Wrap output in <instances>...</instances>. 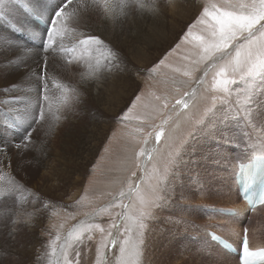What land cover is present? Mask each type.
Masks as SVG:
<instances>
[{
    "label": "rangeland",
    "instance_id": "1",
    "mask_svg": "<svg viewBox=\"0 0 264 264\" xmlns=\"http://www.w3.org/2000/svg\"><path fill=\"white\" fill-rule=\"evenodd\" d=\"M196 1L198 2V7L195 10L196 13L194 12L190 15L191 18L189 16L183 22L179 23L180 26L173 38L174 40L172 39L173 41H170V44H168L162 52L156 54L153 62H151L146 69L142 70V68H140V72L138 73L136 71V69H138L137 63L133 58L129 57L130 55L128 56L130 72L127 75L133 81L134 91L131 92L132 96L129 95V98L127 97L124 101L125 105L123 104V106L119 107L113 114L105 111L107 104L103 103L100 107L98 106V108L94 107V94H89L85 87L83 88L82 85H78L76 79H69L64 76L67 70L64 71L63 69L62 71L58 69L63 67V61L65 60V57H62V54H60L62 66L60 63H57L52 67V72H56L55 69H57L58 75H56V73L52 75L49 74V77L47 76L49 79L46 82L48 93H50L49 95L52 99H55L59 95L66 96L67 98L66 105L62 110L63 121L60 120L61 125L58 127L60 129L59 138L63 140L64 136H66V131L72 130V136L66 144L71 154L77 153V151H84L80 148L81 142L78 141V135L82 136L83 140L87 141L88 149L85 151L92 153H89V161L86 162L87 166L84 170L85 174L82 175L84 178L80 181V189L78 193L73 196L74 202H68L71 199H69L71 194L73 195V191L71 192V186L69 187L67 184H64L63 187L59 189L56 188L57 190L55 189L53 192V194H57L60 191L56 196L61 199L58 204H55V207L51 208L52 210L46 211L45 214L44 212L42 213V226L37 230V235L40 237L41 242L39 245L36 244L29 258H20V261L16 260V256L14 255L8 258L3 251L5 245L4 239L7 232L5 228L0 231V264H10L9 261H19L17 264H29L27 260L31 257L32 264H51V256L55 253L59 244L63 242L66 237V232H69L73 241L77 243V248L72 244L70 247L71 252L68 251L67 253V255H70L69 257L67 256V260L70 261L71 264H117V259L115 258L119 255V248L115 247L112 248V251H109L104 248L102 243L107 236L109 225L113 223L114 220H119L118 214L124 213L126 219L120 221V229L117 233L119 238L123 239L125 235H129L125 233V227L132 225L133 219L139 215L141 210L150 213V215L147 216L144 221L147 227L144 229L143 244H139L140 237L137 234V228L133 227V231L130 234V239L139 244V254L136 257L137 264H213V262L220 261H225L227 264H230V261L231 264H233L232 261L235 262L236 260L235 256H223L224 258L217 260L214 256H209L204 250L198 248L197 241L201 239L205 242H202L203 245L207 242L209 244L211 243L205 232L207 227L214 228L219 226L224 230V234L228 238L231 234L233 237H236L241 227L247 226L250 228L254 226L259 228L261 231L259 233V237H261L260 240L264 241V207L259 209L256 214L249 212L247 214L245 209H243L241 222H239V225L232 228L229 227V224L219 221L220 219H212L211 217L213 215H207L211 213L209 207L223 208L226 206L228 208L231 206L230 208L236 211L237 208L234 207L238 206L241 201L235 194L236 192L234 193L232 189V170L235 163L242 161L249 153L258 150V148L251 149L249 146L251 141H256V133H254L251 126L244 127L243 123L239 126V130L233 133V142L230 144L222 141L207 140L203 137L198 140L195 156L203 157L209 152L211 154L208 155L207 159H199L197 162L187 166V170L181 173V180L175 185L174 191L170 194L171 198L168 199L166 203L157 201L156 204L151 207L147 205L142 206L140 203V198L144 196L149 184L155 182V170L159 169L162 171L165 160L168 158V153L174 151L176 145L180 144L188 135L195 121L200 118L201 114L210 106L211 97L220 94L213 89V76L217 68H206L205 62L200 61L199 49L195 46V42H192L191 38L185 40V33L189 30L190 25L192 26L191 31L194 35L201 34V31L205 27L197 22L201 10L204 7H208L209 10H211V6L213 4H218L219 0ZM101 10L103 12V9ZM112 13L114 15H121L118 10H113ZM181 26H183V28ZM80 30L81 39H84L83 33L85 29L81 28ZM93 31H95V28H92V32ZM97 31L101 35V30L97 29ZM77 32L79 34L78 30H74L70 32V34L76 35ZM5 35L8 37L6 31ZM23 35L26 36L25 34ZM24 36H20L21 38L19 36L17 37L22 41L24 40L30 43L29 39L23 38ZM0 38H4L0 39V52L2 51L5 53L6 51L4 50L9 47L7 41L10 39H6L4 35ZM57 39L59 42L62 41L60 37ZM65 41L71 43L68 46L71 50L74 45L79 42L78 39L69 40V37L66 38ZM30 44L34 45V42ZM124 47L126 48V46ZM73 51L71 52L70 60H79L80 63L72 62V66L74 67L72 70L75 71V73L81 72L83 69L81 61L87 62L91 60L94 52L89 53L84 49L76 54L75 57L78 58L74 59L72 55L75 54V52ZM125 51L127 52L126 49ZM55 54H58V51H56ZM160 60H163L164 63L159 65L154 72L149 73L147 69L158 64ZM90 65H93V61ZM175 69H179V71H175ZM205 71H207L206 76ZM185 72H187L188 75H184ZM7 75L9 74H6V76L4 75V84H7L9 80L12 79L11 76L7 77ZM90 75L91 73L86 69L84 73L81 72L77 81L81 84L82 80L90 79ZM35 79V77H26L22 80V86L20 83H17L18 87L23 91V96L26 97L29 90L28 86L29 84H33ZM42 85L44 86V83ZM232 87L234 89H243L244 84L241 82L239 85H233ZM73 89L77 91L80 89L83 93L82 98L88 97L89 99V102H83L85 107H82V102L80 103L81 105L75 106V108L80 106L82 109H87L89 111L86 110L87 112H85L87 115H84L86 117L85 119L88 121L86 128L94 125L95 127L106 125L104 131L102 130L103 128H101V137L99 140H96L97 138H95V136L89 134V129L85 131L82 128H79L78 131L75 130L79 127L81 121L68 122L65 116V112L67 111L65 108L71 103V101L68 100L74 95ZM106 89L107 88L104 89V94H106ZM184 91L193 94L192 106L186 110L178 107L176 112H173L171 110L172 105L175 104L176 99L180 98ZM136 96H139L140 100L136 101L135 105H133V100ZM157 96L161 97L162 100L163 98H167L169 103L168 109L162 107V100H156ZM43 97L44 96L41 95L40 99L42 102L44 101L43 106H45L47 100H44ZM238 98L242 99V92H233V99L235 100ZM49 106L50 103L46 111L47 119L43 122V125L45 124L44 127L42 130L36 132L33 130L32 132V135L36 134L37 139L43 138L46 131L45 128L49 125L51 117L53 118V108L51 109ZM128 108L132 109L129 114L131 117H139L145 121L143 133L135 131L138 126V121L136 119H121L124 113L128 111ZM30 111H33V107L30 108ZM235 112L236 108L234 105L230 110V114L233 118H235ZM165 119L168 120L167 124L164 123ZM92 120H96V124L93 125ZM98 122L101 124H98ZM161 126L164 128V136L159 144H156L154 138H150L149 143L145 145L144 138L148 136V133L151 132L154 134ZM260 130L259 126H257L256 131L259 132ZM54 133L55 132H53L50 137H55V139H57V135L59 134L56 135ZM22 134L23 132L20 133V136ZM250 136L252 137L251 139L249 138ZM61 142L63 144V141H58L57 143L60 145ZM49 143H52L51 140ZM144 147L156 149L153 152V159L151 161H149L147 156L140 157L139 159L134 157V153L141 151ZM223 157L229 158L227 163L223 161ZM185 159H187V157H185ZM75 164L77 165L78 163H74L73 167L76 166ZM142 167L147 169L145 173H141L140 169ZM133 172H136L137 176L143 175V182L133 177ZM197 173L199 175V180H197ZM19 174L18 176L25 179L27 175H29L28 179L32 177V183L38 184L39 182V176L37 174L33 175L34 173H31L30 175L29 171L24 173L22 171ZM138 183V189L135 187L130 189V184L136 185ZM2 187L4 190L6 189V186L3 185ZM64 187L65 190L67 188L66 192H63ZM216 190L220 193L219 199L218 196L214 195ZM67 192H69V194H67ZM121 192L125 193L123 198H120ZM26 194L29 195L28 193ZM53 194L49 195V197L53 196ZM11 201L12 200H8L6 202H8L9 205ZM109 205L117 206L110 207ZM119 205H128L129 207L124 208ZM12 207L16 210L15 207L17 206L15 205L14 207L13 205ZM8 216L3 215L2 220H5ZM87 224H99L105 231L102 234L99 229L93 228L90 232H84L81 240L77 241L76 237L83 231L84 226ZM233 228L234 230L230 232ZM113 232L116 233L117 230L113 229ZM23 234L24 233L21 232L17 234V236L21 237ZM89 235L93 238L88 241ZM195 235L196 238H194V240L192 237ZM57 237H59V239H57ZM213 246L215 249L219 247ZM98 247L100 248V252L105 254L106 258H98ZM77 251H80L79 257L76 256ZM86 251H89V253H86ZM90 253L94 255H90ZM83 254L85 260L89 257L87 258L88 260H86L87 262H83ZM74 256L75 258H73ZM225 262H223V264H226ZM54 264H56V262H54Z\"/></svg>",
    "mask_w": 264,
    "mask_h": 264
},
{
    "label": "snow or ice",
    "instance_id": "2",
    "mask_svg": "<svg viewBox=\"0 0 264 264\" xmlns=\"http://www.w3.org/2000/svg\"><path fill=\"white\" fill-rule=\"evenodd\" d=\"M129 3V13L117 17L110 10L108 0H47L46 3L42 0H0V20L6 21L12 31L23 33L28 39L38 42L34 53L35 59L32 62L21 60L15 63L11 57H8L9 63L15 65L16 79H10L7 84L0 83V96L10 91H16L17 81H22L26 77H35L38 82L45 81L43 87H47L45 74L48 72V56L55 53L58 46L64 52L70 51L64 49L57 38L63 37L67 25L72 22L74 26L85 29L83 33L85 38L79 41V45L89 53L99 52L103 58L102 60L97 59V70L91 78L81 81L83 87L91 88L92 85H95L97 98L102 100L104 89L108 87L109 80L121 81L130 72L128 56L135 54L138 51V46L145 42L143 37L148 36V33L139 27L136 16L143 18L146 13H149L155 19L159 17L162 11L160 0H149L146 4L140 3L139 0H129ZM167 3L173 7L174 11L180 7V0H167ZM17 8L31 19L19 18L16 14ZM101 8L103 9L102 13L99 11ZM131 8L138 9L136 15L131 14ZM92 15L98 16L104 23L110 22L113 31L118 32V36L106 42L101 36L93 34L89 22ZM41 22L47 25L43 30H39V23ZM197 22L205 26L201 34L194 35L190 25L189 30L185 33V40L191 38V41L195 42V46L199 49L200 61L205 62L206 68H217L213 76V89L220 94L211 97L210 106L195 121L188 135L180 144L176 145L174 151L168 153L162 171L155 170V182L149 184L144 196L140 198L142 206L151 207L157 201L166 203L171 198L170 194L174 191L175 185L181 180V173L187 170V166L199 159H207L208 155L211 154L210 152L203 157L195 156L197 142L201 137L230 144L233 142V133L237 132L243 123L244 127L251 126L253 128L257 141L254 147H257L259 155L264 157V0H219L218 4L211 6V10L204 7L197 18ZM125 25H128L127 41L130 50L128 52L125 51V47L119 39V35H123L125 32ZM7 44L10 49L14 50L13 55L19 51L33 54L32 48L15 41H7ZM41 52H43V56H41ZM73 58L77 59L78 57ZM163 63L164 61L160 60L158 64L147 69V71L152 73ZM136 71L139 73L140 70L136 69ZM175 71H179V69H175ZM184 75H188V73L185 72ZM206 75L207 71H205ZM241 82L244 84L243 89L232 87ZM72 91L74 95L71 97L69 108L80 103L83 95L82 92L75 89ZM233 92H242V99L234 100ZM192 95V93L184 91L180 98L176 99L171 110L176 112L178 107L184 110L191 107ZM43 99L47 100V95ZM138 100L140 97L136 96L133 105ZM156 100L161 101L162 98L157 96ZM7 103L9 101H5V104ZM234 105L236 108L235 118L230 114ZM37 107L40 109L38 115L34 110L29 111L28 106L21 109L12 108L11 112L14 115L4 122L8 128L27 123V127L24 128V132L19 138L0 141V170H7L14 189L21 186L20 181L16 179L18 174L22 171H29L36 161V157L32 156L34 147L32 132L35 126L42 125L47 119L44 106L39 100ZM162 107L164 109L169 108L167 98H163ZM131 111L132 109L128 108L121 119H136L138 126L135 131L143 133L145 121L139 117H131L129 115ZM164 123L167 124L168 120L165 119ZM257 126L261 129L259 132L256 131ZM163 136L164 128L161 126L154 134L148 133V136L144 138V144L147 145L150 138H154L156 144H159ZM13 147L15 153L11 154ZM155 150V148L144 147L141 151L135 152L134 157L139 159L147 156L151 161ZM222 159L225 163L229 160L228 157ZM140 171L145 173L147 169L142 167ZM261 175L264 176V172ZM132 176L140 182L144 180L143 175L137 176L136 172H133ZM197 180H199L198 173ZM250 181L251 177H248L246 187ZM129 187L130 189L133 187L138 189L139 183L130 184ZM124 196L125 193L121 192L120 198ZM245 198L248 199L246 194ZM36 199L39 203L40 198L37 197ZM248 202L250 205L253 204L251 199ZM258 203L264 204V192L261 193ZM119 206L129 207L128 205ZM40 212V208H36L33 212H28L26 209L17 212L13 209L12 213L5 218L7 222L0 220V225L7 229L9 237H15L21 232L27 235L25 229L32 226L36 214ZM12 215H18L21 218L13 220ZM118 215L119 220H114L109 225L107 236L102 241L103 246L109 251L115 247L119 248V255L116 257L117 264H137L136 257L139 254V244H143L144 229L147 227L144 221L150 213L141 210L139 215L133 219L132 225L125 227L124 231L129 235H125L123 239H120L117 233L120 229V221L125 220L126 216L124 213ZM133 227L138 229L139 244L130 239ZM93 228L99 229L102 234L105 231L99 224H87L76 237L77 241L81 240L84 232H90ZM113 229L117 232L114 233ZM92 238L91 235L88 236V240ZM212 238L217 239L214 235ZM238 247L242 249L239 264H264V250L250 251L247 230L244 231L238 241ZM97 253L98 258H106L105 254L100 252L99 247ZM79 255L80 253L77 251L76 256L79 257ZM64 264H71L67 260L66 254Z\"/></svg>",
    "mask_w": 264,
    "mask_h": 264
},
{
    "label": "bare ground",
    "instance_id": "3",
    "mask_svg": "<svg viewBox=\"0 0 264 264\" xmlns=\"http://www.w3.org/2000/svg\"><path fill=\"white\" fill-rule=\"evenodd\" d=\"M42 2L46 3L47 0H42ZM139 2L146 4L149 2V0H139ZM160 2H161L160 7H161L162 11H161V14L159 15L158 18L154 19L151 16V14H149V13H146L143 18H141L140 16H136V21L139 24V27L144 29L148 33L147 37H143L145 42L138 46V51L135 54H130V56H129L135 60V62L138 65L137 68L139 70H140V68H142V70L146 69V67L151 62H153L156 54L162 52V50L164 48H166L168 46V44H170V41L174 40L173 38L175 37L176 33L178 32V28L180 26L179 23L183 22L187 17H189L191 14H193L198 7V2L196 0H180L179 9L174 11L173 7L167 3V0H162ZM108 4L110 7V10H112V11L118 10V12L121 14L120 16L116 15L117 17H122L124 14L129 13V10H130L129 0H108ZM101 9L99 11L102 13ZM137 11H138V9L131 8V14L132 15H136ZM16 14L19 18L31 19L30 17H26L25 14L23 13V11L20 10L19 8H17ZM190 18H191V16H190ZM89 22H90L92 28H95V31H93V34L99 35V36L102 35L101 38L104 39L106 42L108 40H113L118 36V32L113 31V28H112V25L110 22L104 23L96 15H92ZM130 23H131V20H130ZM127 27H128V25H125V32L123 35H119V39H120L121 43L124 46H126L125 49L128 52L130 50L128 48L129 42L127 41V36H128ZM181 27L183 28V26H181ZM81 28L76 27L72 24V22H69V24L67 25V30L62 37V41L59 42V44H61L64 49H68L70 51L64 52L58 46V48H57L58 54H55V53L49 54V56H48V72L45 74L46 78H47V76L49 77V74L52 75L53 73L54 74L56 73V75H58L57 69H55L56 72L55 71L52 72V67L55 66V64H57V63L58 64L60 63L62 66V58H61L60 54H62V57H65V60L63 61V67L58 68V69H61L62 71H63V69H64V71L67 70V73L69 75L66 73L64 76L66 78H69V79H76V82H78V85H80V86H81V84L77 80H78L81 72L84 73V71L87 69L91 73V75L89 76V77H91L92 74L97 70V64H96L97 59L98 58L101 60L103 59L99 52H94V55L92 56L91 60H89L87 62L84 61L85 63L83 62V60L81 61L82 62L81 64L83 65V69L81 72L75 73V71L72 70L74 68L72 66V64H73L72 62L80 63L79 60L71 59L73 61L68 62V60H70V58H71V52L73 50H74L73 52H75V54H73L72 56L75 57V55L78 54L79 52H81L82 50H84V48L82 46H80L79 42H78V43H76V45H74L73 49L71 50L70 48H68V46L71 43L66 42L65 39L69 37V40L70 39H72V40L78 39V41H80L81 37H82L81 32H80ZM97 29L101 30V35L98 33ZM39 30H43V29L39 26ZM74 30H78L79 34L77 32L76 35H71L70 32H73ZM133 30L135 31V28ZM5 31L8 33V37L5 35ZM3 35L5 36L6 39L9 38L10 39L9 41H15L21 45H25L26 47L33 49V54H29V53H26L24 51H19V52H16L15 55H13L14 50L10 49L9 47H7V49L4 50V51H6L5 53L2 51L0 52V83L4 84L3 78H4V75L6 76V74H9V75H7V77L11 76L12 79H16V74L14 71L15 65H14V63H11V64L9 63L8 57H11V60L15 63H18L21 60L26 61V62H32L35 59L34 53L36 50V44L38 42L32 41L29 39L30 43L34 42V45H32V44H30L24 40L22 41L17 36H19V37L23 36V33H17V32L12 31L11 28L9 27V24L6 21L0 20V37ZM43 55H44L43 52H41V56H43ZM92 61H93V65L91 66L90 64ZM68 71H70V72H68ZM48 79L49 78L46 79V82ZM17 83H20V85L22 86V81L18 80ZM43 83H45V81H39L38 82L37 79H35L33 84H29V86H28L29 90H28L26 97L23 96V91L20 87H18V85H16V91H14V92L10 91V92L4 94L3 96H0V141H4L6 139L7 140H13V139L19 138L20 133L24 132V128L27 127L26 122L19 124L18 126L14 127V128H8L7 127V125L4 122H5V120L10 119V116L12 117L14 115L11 112L12 108L21 109V108H24L25 106H28L29 111H30V108L33 107V110L37 114H39L40 109L37 107V101L39 100L42 104L44 103V101L42 102L40 99L41 95H43V96L47 95L48 96L47 104L44 106L45 113L48 109L49 103H50L49 107H51V109L53 108V118L51 117L49 125L45 128L46 131L44 133L43 138L37 139L36 134L32 135V141L34 142L32 156L36 157V161L30 167L29 172H30V175H31V173L32 174L34 173L33 175L37 174L39 176L38 184L32 183L31 182L32 177H31V179H28L29 175L25 176L26 179L23 177L21 178L20 176H17L16 179L20 181L21 186L19 188L14 189V186H13L12 181H11V177L8 175L7 170L6 169L0 170V195H2V198L0 199V220H2L3 215L8 216L12 213V211H13L12 206L13 205H14V207H15V205L17 206V207H15L17 212H19L20 210H23V209H26L28 212H33L36 208L41 209V212L36 214L35 219L33 220L32 226L25 229V232L27 233V235L23 234V235H21V237H19L17 235L15 237H9L6 233V237L4 239L5 245H4L3 251L7 255L8 258H10L11 255H14V256H16V260H19V261H20V258H24V257H26V259L29 258L30 254L33 253V250H34L33 248L36 246V244H38V245L40 244L41 240H40V237L37 235V233H38L37 230H38V228H40L42 226V219H43L42 213L44 212V214H45L46 211H48V210L50 211V209L55 207V204H58L59 200L61 199L60 197L56 196V195H58V193L60 191L57 194L56 193L53 194L55 189L56 188L59 189V188L63 187L64 184H67L69 187L71 186L70 189H71V192L73 191V195L71 194V196L69 197V199L70 198L71 199L69 201L68 200L67 201L69 203L74 202L73 196H75L80 189V184H81L80 181H81V179L84 178L82 175L85 174L84 170L87 166L86 162L89 161V159H88L89 153H92V152L85 151L88 149L87 141L83 140V137L78 135V141L81 142L80 148L84 151H77V153L71 154V152L67 149L66 144L69 141V138H71V136H72V132H73L72 130L66 131V136H64L63 140H62V138H59V136H60L59 130L60 129L58 127L61 125L60 120L63 121V111L62 110H63L64 106L66 105L67 98H66V96L59 95L55 99H52L51 96L49 95L50 93H48V88L46 87V89H45L43 87V85H42ZM108 84H109V86L106 89L107 90L106 94H103L102 100L97 98V89H96L95 85L91 86V88H87V87H85V88L89 92V94H91V93L94 94L93 95L94 107L98 108V106L100 107L103 103L107 104L105 111H107V113L113 114L114 112H116L118 110L119 107L123 106L124 101L126 100V98L129 95L132 96L131 92L134 91L133 90L134 86H133L132 79L129 78L128 75H126V77L121 81L109 80ZM71 87H72V85H71ZM83 88H82V90H83ZM35 91H37V92H35ZM79 92H81L80 89H79ZM38 94H39V96H38ZM94 96H95V99L98 101H96L94 99ZM81 99H82L81 100L82 107H85L83 105V102L84 101L89 102V99H88V97H84V98L81 97ZM5 101H9V103L5 104ZM68 101H71V98ZM80 103L75 104L71 108H69V107L65 108L67 110L65 112V116L67 117L68 122L70 123V121H81L79 123V127L76 128L75 130L78 131L79 128L84 129V131L89 129L88 130L89 134L91 136H95V138H97L96 140H99V138L101 137L100 136L101 128H103L102 130L104 131V128H106V125L95 127L94 124H96L97 121L92 120L93 121L92 123L94 126H92V127L89 126V128H86L88 121L85 119L86 117L84 115L86 114V112L88 110L87 109L84 110L80 106L75 108V106L81 105ZM71 112H73V113H71ZM66 117H65V119H66ZM99 123L100 122H98V124ZM44 125L42 123V125L35 126L34 131L36 132V131L42 130ZM53 132H55L54 134H56V135L59 134V135H57V139H55V137H52V138L50 137ZM97 135H99V136H97ZM50 140L52 143H49ZM58 141H63V144L61 142V144L59 145L57 143ZM91 142H93V141H91ZM256 143H257V141H255V140L251 141L250 145H249L250 148L256 149L257 147H254V145H256ZM14 153H15V148L13 147L11 150V154H14ZM252 156H260L259 151L257 150V151L249 153L246 158H244V159H242V161H240V163L249 161L252 158ZM74 163H78V164L77 165L75 164L76 166L73 167ZM236 170H237V163H235V166L232 170V178H233V181H232L233 188L232 189L234 190V193L236 192L235 194L238 196L237 186H236L235 179H234ZM75 174H77V175H75ZM18 175H20V174H18ZM3 185L6 186L5 190L2 187ZM65 187H64L63 192L67 191V188L65 190ZM69 192H67V194H69ZM26 193H28L29 195H27ZM17 194L19 195V201H18V195ZM51 194H53V196L49 197V195H51ZM214 195L218 196V199H219L220 193H218V190H216L214 192ZM37 197L40 198L39 203H37V199H36ZM8 200L9 201L12 200L9 205H8V202H6ZM230 207L231 206H229L228 208L226 206L223 208L222 207H209L210 210H212V211L210 214H207V215H213L211 217L212 219H217V220L220 219L219 221L229 224V227H231V228L236 227V225H239V222H241V219L243 217V211L242 210L245 209V211H247V207L243 201H240L238 206L234 207V208H237V210H236L237 212L234 215H231V214L225 213V212L220 213V212L216 211V209H221V210L231 209ZM263 207H264V204H260V205L256 206L255 208H253L251 210V213L256 214L258 212V210L263 208ZM247 214H248V212H247ZM20 218L21 217H19L18 215H12L13 220L20 219ZM3 228H4L3 225H0V231H2ZM245 228H247V239H248V243H249V249L264 248V241L260 240L261 237H259V233L261 232L259 230V228H256L254 226H252L250 228L245 226ZM242 229L243 228L241 227L240 232L238 234L236 233L237 234L236 237H233L232 234L229 235L230 238L229 237L227 238V236H225L224 230L222 228H220L219 226H216L214 228L207 227L205 229V232L207 234V230H213V231L217 232L218 234H220L221 236L226 237L227 240L232 242L234 245L237 244V247L235 245V247L237 249V255H235L236 260H235V262L232 261L231 259L230 260L233 262V264H235V263L239 264L238 263V252H239L238 241L240 240V236L242 234ZM73 230H74V228H73ZM233 230H234V228L231 229L230 232H232ZM6 232H7V229H6ZM263 232H264V230H263ZM194 238H196V235L193 237V239ZM197 242H198L197 245H198L199 249L204 250L209 256L210 255L214 256L217 260L224 258L223 256L234 257L233 253L227 252V251L219 248L218 245L214 241H210V242L213 245L217 246L218 247L217 249H215L214 246L211 243L209 244L208 242L203 245L202 242H204V241H202V239L197 241ZM72 244H74L75 247L77 248V243H75L73 241V238L70 236L69 232H66V237L64 238L63 242H61L59 244L57 250L51 256V264H54V262H56V264H63V262H65V254L67 255L68 251L71 252L70 247ZM75 250H77V249H75ZM72 251H73V249H72ZM111 251H112V249H111ZM87 252L89 253V251H86V253ZM83 253H84V251H83ZM114 253H115V251H114ZM144 253H145V251H144ZM91 254L94 255L93 253H90V255ZM67 256L69 257L70 255H67ZM73 258H75V256ZM87 258H89V257H87ZM87 258H86V260H88ZM70 260H72V259H70ZM82 260H83V262H87L84 259V254L82 255ZM19 261H16V262L9 261V263L10 264H17ZM27 261L29 262V264H32V257ZM223 262H225V261L213 262V264H223ZM229 263L231 264L230 261H229Z\"/></svg>",
    "mask_w": 264,
    "mask_h": 264
}]
</instances>
